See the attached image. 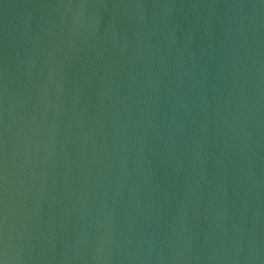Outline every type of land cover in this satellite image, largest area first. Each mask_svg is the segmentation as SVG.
Wrapping results in <instances>:
<instances>
[{
    "label": "water",
    "instance_id": "1",
    "mask_svg": "<svg viewBox=\"0 0 264 264\" xmlns=\"http://www.w3.org/2000/svg\"><path fill=\"white\" fill-rule=\"evenodd\" d=\"M4 264H264V0H0Z\"/></svg>",
    "mask_w": 264,
    "mask_h": 264
},
{
    "label": "snow or ice",
    "instance_id": "2",
    "mask_svg": "<svg viewBox=\"0 0 264 264\" xmlns=\"http://www.w3.org/2000/svg\"><path fill=\"white\" fill-rule=\"evenodd\" d=\"M0 264H4L3 260H0Z\"/></svg>",
    "mask_w": 264,
    "mask_h": 264
}]
</instances>
